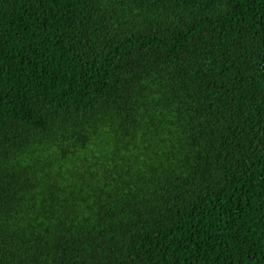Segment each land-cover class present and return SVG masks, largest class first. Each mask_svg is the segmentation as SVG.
<instances>
[{
  "label": "trees",
  "instance_id": "1",
  "mask_svg": "<svg viewBox=\"0 0 264 264\" xmlns=\"http://www.w3.org/2000/svg\"><path fill=\"white\" fill-rule=\"evenodd\" d=\"M0 264H264V0H0Z\"/></svg>",
  "mask_w": 264,
  "mask_h": 264
}]
</instances>
